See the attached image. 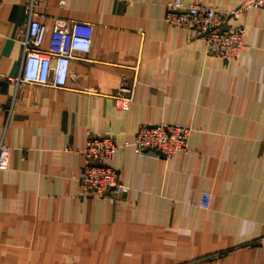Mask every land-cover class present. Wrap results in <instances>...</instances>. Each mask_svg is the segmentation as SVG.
I'll return each instance as SVG.
<instances>
[{"label": "crops", "instance_id": "obj_1", "mask_svg": "<svg viewBox=\"0 0 264 264\" xmlns=\"http://www.w3.org/2000/svg\"><path fill=\"white\" fill-rule=\"evenodd\" d=\"M168 1L42 0L45 47L57 18L90 25L93 38L56 87L8 79L29 17L27 0H0V142L11 148L0 264H264V7L230 20L246 27V49L225 61L166 20ZM125 81L135 82L129 109L113 97ZM160 122L192 127L188 153L135 151L139 125ZM103 133L120 145L119 195L82 189L87 140Z\"/></svg>", "mask_w": 264, "mask_h": 264}, {"label": "built area", "instance_id": "obj_2", "mask_svg": "<svg viewBox=\"0 0 264 264\" xmlns=\"http://www.w3.org/2000/svg\"><path fill=\"white\" fill-rule=\"evenodd\" d=\"M42 0H27L26 13L29 17L28 29L21 38L23 60L20 72L8 79L19 86L67 85L70 66L77 52H89L93 38L91 26L80 22H70L57 18L47 47L44 42L47 25L37 17V7ZM129 1V0H125ZM66 4L67 0H60ZM166 20L174 25L195 30L205 39L209 53L231 61L241 57L246 49V27L232 24L237 18L255 7H264V0H240V4L231 9H223L208 3H185L183 0L167 2ZM135 95V82L125 81L113 94L119 107L129 109ZM192 127L183 122L141 123L131 145L139 154L154 152L168 158L178 152L190 151ZM119 144L110 133L92 134L84 148L86 164L80 181L85 193L97 196L119 195L128 186L121 180L119 171L112 160L117 155ZM11 148L0 142V170L10 166ZM212 193L204 191L199 205L209 208Z\"/></svg>", "mask_w": 264, "mask_h": 264}]
</instances>
